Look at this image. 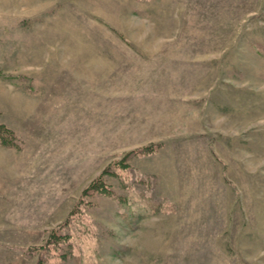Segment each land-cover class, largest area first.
<instances>
[{"label": "rangeland", "instance_id": "374dc122", "mask_svg": "<svg viewBox=\"0 0 264 264\" xmlns=\"http://www.w3.org/2000/svg\"><path fill=\"white\" fill-rule=\"evenodd\" d=\"M0 124V264H264V0H0Z\"/></svg>", "mask_w": 264, "mask_h": 264}, {"label": "trees", "instance_id": "16d2710c", "mask_svg": "<svg viewBox=\"0 0 264 264\" xmlns=\"http://www.w3.org/2000/svg\"><path fill=\"white\" fill-rule=\"evenodd\" d=\"M6 128H5V126L4 125H2V124H0V136H1V133H2V131L3 130H5ZM8 131H7V129H6V133H7ZM5 136V135H4Z\"/></svg>", "mask_w": 264, "mask_h": 264}]
</instances>
